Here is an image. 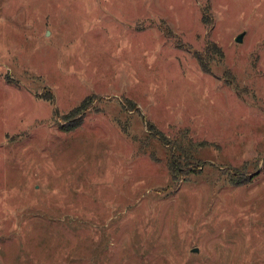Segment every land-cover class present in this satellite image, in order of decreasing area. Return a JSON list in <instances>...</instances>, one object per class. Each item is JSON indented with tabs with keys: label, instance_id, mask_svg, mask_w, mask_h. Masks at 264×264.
Here are the masks:
<instances>
[{
	"label": "rangeland",
	"instance_id": "rangeland-1",
	"mask_svg": "<svg viewBox=\"0 0 264 264\" xmlns=\"http://www.w3.org/2000/svg\"><path fill=\"white\" fill-rule=\"evenodd\" d=\"M0 264H264V0H0Z\"/></svg>",
	"mask_w": 264,
	"mask_h": 264
},
{
	"label": "trees",
	"instance_id": "trees-1",
	"mask_svg": "<svg viewBox=\"0 0 264 264\" xmlns=\"http://www.w3.org/2000/svg\"><path fill=\"white\" fill-rule=\"evenodd\" d=\"M199 61H200V64L202 66V68L205 70V71H208V66L205 64L204 60L202 59V57H199ZM83 123V119H77V120H74L72 123H70L66 128H65V131H72L76 128H78L81 124ZM154 138H156L160 143L164 144L165 146H170L168 140L166 141V138L161 135V134H157V136H154ZM204 144H198V148H204L203 146ZM191 147V146H190ZM194 147V146H192ZM175 152H172V154H174L175 156V159H176V156L179 154H182V150L178 149V146L175 148ZM185 157V158H184ZM184 157L183 159L184 160H191L192 158L188 155V154H184ZM177 158H180V157H177ZM173 160V159H172ZM177 160V159H176ZM174 167V162H172L171 164V170L174 171L175 169H173ZM245 181V182H244ZM248 181V179L243 178L242 180H239L238 183L239 184H244Z\"/></svg>",
	"mask_w": 264,
	"mask_h": 264
},
{
	"label": "water",
	"instance_id": "water-1",
	"mask_svg": "<svg viewBox=\"0 0 264 264\" xmlns=\"http://www.w3.org/2000/svg\"><path fill=\"white\" fill-rule=\"evenodd\" d=\"M243 38H244V34H240L237 38H236V40L238 41V42H242L243 41ZM198 248H195L193 251L194 252H198Z\"/></svg>",
	"mask_w": 264,
	"mask_h": 264
}]
</instances>
